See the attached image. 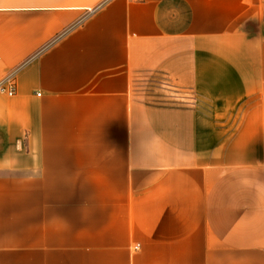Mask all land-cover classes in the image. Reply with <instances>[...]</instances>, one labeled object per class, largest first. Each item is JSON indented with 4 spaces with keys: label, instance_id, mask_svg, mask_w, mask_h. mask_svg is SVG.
<instances>
[{
    "label": "crops",
    "instance_id": "1",
    "mask_svg": "<svg viewBox=\"0 0 264 264\" xmlns=\"http://www.w3.org/2000/svg\"><path fill=\"white\" fill-rule=\"evenodd\" d=\"M11 74L0 264H264V0H0Z\"/></svg>",
    "mask_w": 264,
    "mask_h": 264
},
{
    "label": "built area",
    "instance_id": "2",
    "mask_svg": "<svg viewBox=\"0 0 264 264\" xmlns=\"http://www.w3.org/2000/svg\"><path fill=\"white\" fill-rule=\"evenodd\" d=\"M17 89V82H15V76L11 74V76L7 77L5 80L0 81V93L6 94L9 97L15 95ZM138 245L135 247V251H137Z\"/></svg>",
    "mask_w": 264,
    "mask_h": 264
}]
</instances>
